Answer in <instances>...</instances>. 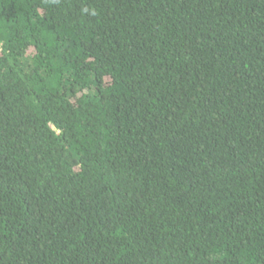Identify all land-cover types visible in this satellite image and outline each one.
I'll return each mask as SVG.
<instances>
[{"label":"trees","instance_id":"1","mask_svg":"<svg viewBox=\"0 0 264 264\" xmlns=\"http://www.w3.org/2000/svg\"><path fill=\"white\" fill-rule=\"evenodd\" d=\"M0 264H264V0H0Z\"/></svg>","mask_w":264,"mask_h":264}]
</instances>
